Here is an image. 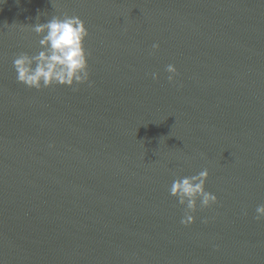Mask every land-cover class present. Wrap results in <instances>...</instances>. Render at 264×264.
Wrapping results in <instances>:
<instances>
[{
	"label": "water",
	"instance_id": "1",
	"mask_svg": "<svg viewBox=\"0 0 264 264\" xmlns=\"http://www.w3.org/2000/svg\"><path fill=\"white\" fill-rule=\"evenodd\" d=\"M64 12L90 84L18 83L25 25ZM204 168L185 226L169 187ZM259 204L264 0H0V264H264Z\"/></svg>",
	"mask_w": 264,
	"mask_h": 264
},
{
	"label": "clouds",
	"instance_id": "2",
	"mask_svg": "<svg viewBox=\"0 0 264 264\" xmlns=\"http://www.w3.org/2000/svg\"><path fill=\"white\" fill-rule=\"evenodd\" d=\"M25 26H29L40 37L39 50L32 54L19 52L14 56L12 65L18 83L36 90L53 85L74 87L86 82L90 84L91 53L85 45L89 31L80 16L64 12L53 14L41 23L38 15L36 23ZM152 48L158 49L159 44L153 43ZM165 71L169 73V81H173L178 73L175 64L171 63L166 65ZM151 75L153 79H159L158 73L153 72ZM208 177L209 170L204 168L196 174L173 179L169 194L184 206L181 224L188 226L195 223L198 207L208 208L217 203L218 196L206 189ZM255 212L257 221L264 219V204L257 205ZM202 222L207 223V218H203Z\"/></svg>",
	"mask_w": 264,
	"mask_h": 264
}]
</instances>
